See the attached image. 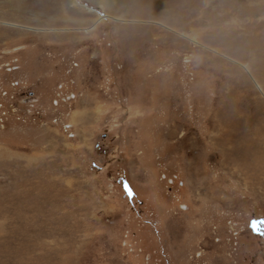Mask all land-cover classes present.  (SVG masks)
Returning <instances> with one entry per match:
<instances>
[{
  "label": "rangeland",
  "instance_id": "1",
  "mask_svg": "<svg viewBox=\"0 0 264 264\" xmlns=\"http://www.w3.org/2000/svg\"><path fill=\"white\" fill-rule=\"evenodd\" d=\"M77 1L0 0V264H264V0Z\"/></svg>",
  "mask_w": 264,
  "mask_h": 264
},
{
  "label": "bare ground",
  "instance_id": "2",
  "mask_svg": "<svg viewBox=\"0 0 264 264\" xmlns=\"http://www.w3.org/2000/svg\"><path fill=\"white\" fill-rule=\"evenodd\" d=\"M261 2V1H260ZM73 3L74 4H78V1L77 0H73ZM102 18H106L104 15L103 16H100L99 18H97V20H100ZM117 19V18H116ZM198 257V256H197Z\"/></svg>",
  "mask_w": 264,
  "mask_h": 264
},
{
  "label": "snow or ice",
  "instance_id": "3",
  "mask_svg": "<svg viewBox=\"0 0 264 264\" xmlns=\"http://www.w3.org/2000/svg\"><path fill=\"white\" fill-rule=\"evenodd\" d=\"M128 191H129V195H131V191H130V189H129Z\"/></svg>",
  "mask_w": 264,
  "mask_h": 264
}]
</instances>
